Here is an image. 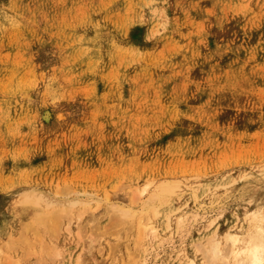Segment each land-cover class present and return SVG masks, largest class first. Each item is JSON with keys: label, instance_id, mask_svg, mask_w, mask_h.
<instances>
[{"label": "rangeland", "instance_id": "rangeland-1", "mask_svg": "<svg viewBox=\"0 0 264 264\" xmlns=\"http://www.w3.org/2000/svg\"><path fill=\"white\" fill-rule=\"evenodd\" d=\"M263 166L264 0H0V264H205ZM30 190L85 205L24 225Z\"/></svg>", "mask_w": 264, "mask_h": 264}, {"label": "bare ground", "instance_id": "bare-ground-1", "mask_svg": "<svg viewBox=\"0 0 264 264\" xmlns=\"http://www.w3.org/2000/svg\"><path fill=\"white\" fill-rule=\"evenodd\" d=\"M262 173L264 175V170ZM180 184H181L180 182L178 183L176 181H168L164 184L158 185L157 188H155L152 191L151 195H149L150 196L149 197V205H151V206L150 207L147 206L146 208H148V209L150 208L149 211H150V213H152V217L148 216V218L145 220L143 218H140L141 213L138 212V213H140L139 214L140 217L138 218L139 222L136 221V222H138L137 223L138 225L136 224V226H137L136 230H137V232L139 231L138 232L139 235L137 234V237L139 238V240H137L138 239L137 238L136 240L138 242H136V243L139 244L140 241L141 242L144 241V242H147L148 244H151V243H154V241H156L157 234H158V225H157L156 220L160 214L158 212V208L156 206L159 203L167 202L170 199V197H172L174 195L177 196L176 194H178L180 192V190H182V187ZM148 187H150V184H148ZM145 188H147V186H145ZM32 191H34V190H32ZM32 191L30 190V192H27V193H26V191H23L25 193L23 195H21L22 198L19 201V205H18V213L19 214H18V216L22 219L23 224L26 223V224L31 225V226L44 225L45 224V215H49L50 218H47V219H49V220H47V223L49 221L52 224L57 225V223L59 222V219L62 216L58 215V216H60V218L58 217L59 219L57 217L54 218L51 215L52 212H54V214H55V210H58V212H61L59 214L62 215L63 212L65 213V212L71 211V209H73L77 205H79V206L82 205V207H83V205H85L84 203L81 204L82 202L77 201V200L55 203L54 201H51L46 195H44L42 193L32 192ZM178 196H180V195L178 194ZM178 196L176 198H178ZM249 196H250V198L248 197L249 199L247 200V204L244 207V211H243V216L245 218V222H247L249 224V227H248L249 229L246 232H243V229H239L240 228V226H239L238 231L229 232L226 235H224L223 237L215 234L214 236L209 238L206 245H202V246H200V248L198 247V252L203 254V256H204V260L206 261L205 264H264V180H263L262 185L258 188L257 192L255 194L251 193V195H249ZM174 197H172V198H174ZM147 203L148 202L144 203L143 205L146 206ZM168 204H169V201H168L167 205ZM165 205L162 204L161 206L164 207ZM158 207H160V206L158 205ZM85 208H86V206H85ZM116 210H117V213H114V214H118V216L121 218L120 222L131 221L130 225L133 224L132 222H134L136 216H138V213L132 211V209H129V207H128V209L117 207ZM48 211H49V213H48ZM179 211H180V209H179ZM144 212L145 211H142V214ZM176 212H174V213H176ZM145 213H147V215H148L149 214L148 210ZM145 213H144V215H146ZM82 214L83 213L81 212V215ZM169 217H170V215H168V218H167L168 222H169V220H168ZM56 218H57V221H56ZM117 220H116V222H118ZM238 220H239V217H238ZM178 221H179V218H178ZM185 221H186V219H185ZM168 222H167V227L169 226ZM211 222H212V220H211ZM123 223H125V222H123ZM178 223H179V224H177L178 226L181 225V222H178ZM24 227L26 228V226H24ZM131 228H133L132 225H131ZM166 229L168 230V228H166ZM158 238H159V236H158ZM139 245L136 246V248L137 247L139 248L140 246L143 248L142 244L140 246ZM141 247H140V249H141ZM143 252H145V251L143 250ZM137 256H139V255H137ZM81 259H82V257H81ZM78 262H79V260H78ZM78 262H77V264H82L81 260L79 263ZM189 264H195V262L191 261Z\"/></svg>", "mask_w": 264, "mask_h": 264}]
</instances>
